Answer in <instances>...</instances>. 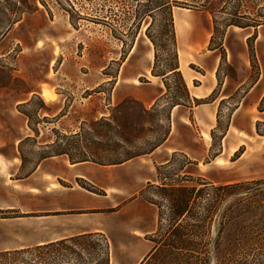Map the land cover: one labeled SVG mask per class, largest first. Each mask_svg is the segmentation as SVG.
Wrapping results in <instances>:
<instances>
[{"label":"rangeland","instance_id":"374dc122","mask_svg":"<svg viewBox=\"0 0 264 264\" xmlns=\"http://www.w3.org/2000/svg\"><path fill=\"white\" fill-rule=\"evenodd\" d=\"M185 1L191 6H178L174 0H0V264H53L55 248L37 250L43 244L34 243L62 226L53 217L39 222L34 211L59 203L51 188L37 193L9 179L28 175L43 157L61 151L78 156L80 144L101 160L119 158L127 150L147 154L170 130L176 145L183 140L187 145L186 140L198 134L211 145L198 166L175 152L168 164L156 167L153 183L132 187L130 181L137 177L138 182L139 174L110 172L108 208L99 220L104 230L98 232L109 244L110 264H140L154 245L152 234L159 226L163 232L165 221L158 223V216L167 204L157 187L161 182L191 186L195 192L204 182L237 183L234 196L246 201L239 221L222 224L220 212L227 198L210 221L198 222L199 231L210 240L209 250L216 246L220 264H264V187L246 192L264 185V23L234 25L263 22L264 0ZM167 6L183 80L184 74H191L197 84L205 80L203 75L216 74L218 84L208 96L188 101L179 78L170 76L152 111L142 113V103L132 94L149 92L159 83L161 77H151L152 66L162 72L172 53L166 41L169 32L162 28L161 10ZM148 80L152 85L145 84ZM213 98L215 105H202ZM172 102L195 107V116L202 114L211 124L200 117L187 120V108L179 106L172 110L173 121L170 113L166 120ZM103 116L125 123L123 133L135 139L133 147H116L119 138L108 127L95 134L89 122ZM222 142L225 160L206 164ZM241 144L248 152L232 163ZM190 152L197 153L194 148H188ZM148 164L141 161L132 169L148 170ZM146 203L153 204V221L140 215ZM193 211L201 213L200 200ZM143 227L150 231L137 230ZM209 264L216 259L210 256Z\"/></svg>","mask_w":264,"mask_h":264},{"label":"trees","instance_id":"16d2710c","mask_svg":"<svg viewBox=\"0 0 264 264\" xmlns=\"http://www.w3.org/2000/svg\"><path fill=\"white\" fill-rule=\"evenodd\" d=\"M207 1L209 3L211 0ZM174 3L183 7L191 6V4H188L185 0H174ZM161 12H163L162 28L169 32L166 41L172 46V53L162 72H156L154 70L155 64H153L150 71L151 75L161 77L165 88H167V84L165 83L166 79L170 76H177L186 99L188 101H197V98L190 97L186 83L178 70L176 41L173 28L174 20L172 18L171 6L165 7ZM139 17L138 15L136 16V18ZM253 21L255 24L242 25L236 22L234 25L238 27H256L264 23V21L260 22L259 20ZM148 30L149 27L146 28V35L150 42L155 45L153 38L147 33ZM154 57H156V55H154ZM182 104L181 102H172L170 109L175 105ZM155 105L156 102L149 108H146L141 104V112L147 113L148 111H152ZM169 113L170 110L166 114V120H169ZM145 122L144 120L143 123ZM88 126L95 134L100 133L101 127H108L114 130L116 137L119 138L116 147H122L121 143L133 147L135 139L130 140L124 135L123 129L125 123L118 117L112 116L109 122L108 119L103 116L97 121H90ZM162 142L155 144L154 147L146 153H150ZM76 147L78 156L71 155L66 151H61L56 154H66L68 159L72 162L91 161L103 165L119 164L141 154H145V152L127 150L119 158L101 160L95 156V153L90 150V147L83 144ZM237 186V183L214 185L210 182H204L203 186L195 192L194 187L191 186L161 182L157 187L161 190L167 206L166 212H160L158 223L161 224V221H165V228L162 233L160 232V226L155 230L154 234L159 236L158 239L153 238L155 235L152 234L150 240L154 245L140 264H209L210 256L216 259V264H220L219 261H221V259H219L216 254V246L213 251L208 249L210 240H206L201 231H199L201 226L198 222L201 221L205 223L206 221H210L220 206L229 198V201L222 206L220 219L222 224L226 222L236 224V222L239 221L240 213L246 206V201L242 196H237L238 198L234 196ZM196 199L200 200L202 203V211L200 214H196L193 211V205L196 204ZM150 202L154 203L151 200ZM262 202V200L258 201L257 204L259 208L262 206ZM159 232L161 233L160 235ZM216 242L217 237L214 239V245H216ZM48 247L55 248L57 259L53 264H110L109 244L102 233L88 232L77 234L47 244L37 245L36 249H46ZM32 264L37 263L33 261Z\"/></svg>","mask_w":264,"mask_h":264},{"label":"crops","instance_id":"0c3cea01","mask_svg":"<svg viewBox=\"0 0 264 264\" xmlns=\"http://www.w3.org/2000/svg\"><path fill=\"white\" fill-rule=\"evenodd\" d=\"M178 58H180L179 54ZM203 76L206 77L205 80L194 84L192 79L198 78L193 77L191 74L188 76L184 74V81L191 98L208 96V94H210L218 84L216 74H214L213 77L207 75ZM151 77L154 76L151 75ZM145 84L152 85L150 80L145 82ZM151 87L152 88H150L151 90L149 92L141 90V95L137 93L132 94V96L135 99H138L146 108H149L154 102H156L164 92L162 80H159V83H156ZM215 101L216 98H213L208 102L202 103V105H215ZM177 106L187 108L188 113L186 119L189 121H191L193 117H196L195 119H197V121L199 117L204 121H208L202 114L195 116V107L175 105L170 111L171 122L173 121V117L171 116L172 110ZM208 123L209 125L211 124L210 121H208ZM171 133L172 131L170 130L166 139L150 153L134 157L119 164L103 165L91 161L72 162L65 154H56L41 158L36 167L28 175L18 179H9V181H18V184L22 187H25L28 190H36L37 193H44L45 189L51 188L53 192L52 197L54 199L59 197L58 199H60L59 203L55 201L57 205L52 208L39 207L34 210L39 213V222L42 221L44 224L47 221V217H53L52 221L54 223H56L55 221H59L62 225L58 228H54L53 231L45 237L44 234H42L43 236L41 240L34 244H47L62 238L82 233L102 232L104 228L99 220L103 218V210L108 208V204L106 202L108 195H106L105 192L107 190L106 188L110 185L111 171H115L116 173L124 172L130 175L139 174L138 182L136 181L137 177H134L135 179L130 181V185L135 187L136 185L139 186L140 184L146 182L153 183L154 180L157 179L156 167L168 164L175 152L184 153V155H187L191 160V164L198 166L200 161L205 157L206 151L209 149L211 142L205 140L202 135L198 134L192 135L191 140H186L187 145L184 144V140L180 142V145H176L173 140H170ZM221 145V150H217L213 158L206 164H219L220 161L225 160V157L223 156V142ZM242 145L244 144H241L242 151L239 153L238 157L231 160L232 163H238L243 155L248 152V148H244ZM237 147L233 148L231 153L236 151ZM188 148L196 149L197 153H188ZM141 161L149 162V164L145 166L148 170H144V172L143 170L137 171L132 169L136 163H140ZM98 175L100 177H97ZM62 183L67 185H62ZM79 183H83L84 185L90 187H96L98 191L86 188ZM57 185L58 187L60 186L63 188V190L58 188ZM62 192L64 197L61 195ZM132 203L133 200L129 202L128 206H131ZM144 205L145 211L143 214L140 213L141 217H145V219L153 221V204L146 203ZM41 218L43 219L41 220ZM93 219H95V221H93ZM65 221H68V223H65ZM137 230L140 233L150 231L148 227H143V230ZM19 247L22 246H14L12 249H19Z\"/></svg>","mask_w":264,"mask_h":264},{"label":"water","instance_id":"95a60500","mask_svg":"<svg viewBox=\"0 0 264 264\" xmlns=\"http://www.w3.org/2000/svg\"><path fill=\"white\" fill-rule=\"evenodd\" d=\"M261 187H264V185H262V186H257V187H255V188H251V189L247 190L246 192H251V191L257 190V189H259V188H261ZM213 227H214V232H216V219L214 220V225H213Z\"/></svg>","mask_w":264,"mask_h":264},{"label":"bare ground","instance_id":"6f19581e","mask_svg":"<svg viewBox=\"0 0 264 264\" xmlns=\"http://www.w3.org/2000/svg\"><path fill=\"white\" fill-rule=\"evenodd\" d=\"M44 96H48V93H47V92H45V93H44Z\"/></svg>","mask_w":264,"mask_h":264}]
</instances>
